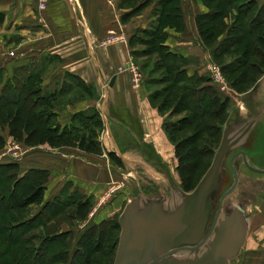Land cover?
I'll return each instance as SVG.
<instances>
[{
  "label": "rangeland",
  "instance_id": "obj_1",
  "mask_svg": "<svg viewBox=\"0 0 264 264\" xmlns=\"http://www.w3.org/2000/svg\"><path fill=\"white\" fill-rule=\"evenodd\" d=\"M142 1H145V5L151 4L152 7H156L157 5V0H131L129 2L123 1V4L126 8H133L136 3ZM219 1L223 2V0ZM242 2H244V0L232 2L233 8L227 4L221 5L222 9H224L226 13L224 17H221L222 22L226 24V30H223L221 28V32L224 34L221 35L220 38H218L219 40L217 39L215 44H211L212 46L215 45L214 49L217 47L218 43L222 41V38H225L227 33H229V29L231 30L232 28H235L232 27L234 26L233 24L235 19H238L239 16L241 17V15H239L238 13V10L236 9V5ZM157 16L158 15L156 14V17ZM250 17H252V15L249 17H245L244 21L238 19V22L241 24H245L246 20L248 21V18ZM221 18L218 19V23L220 22ZM178 23L179 27L176 28L178 30L183 29V23L181 24L180 20ZM262 24H264V21L261 22V25ZM241 28L242 29L240 32L245 33L248 31L246 25H241ZM219 32L220 30L216 31V33ZM8 36L10 37V39H7L6 33L2 34L0 32V68L3 69L2 76H0V92L4 86L5 80L9 79L13 74L17 73L16 34L15 32H13ZM138 40L139 37L137 40L131 41L132 45L140 49L145 48L143 45L137 44ZM252 42V37H249V40L243 42L240 46L232 47V51L230 53L217 58H215L214 56L212 57L210 62L213 61L219 66L224 67L223 64L230 62L235 58V56L238 55L236 51L241 50L247 46L250 51H252V49H255V46L250 45V43ZM258 56L259 55L252 56L250 61L253 62L252 64L260 63L264 67V60L261 62ZM160 58V55L154 52L148 55L134 56L133 62L139 66L144 75L165 79L167 78V76L169 77L170 74L168 75V73L165 72V69L160 66L162 62ZM173 62H176V59ZM177 62L182 61L178 59ZM4 64H9V66L13 68L12 73L6 72L4 68L1 67ZM38 66L39 64L34 61L28 66V71L38 70ZM240 70H244L242 76L244 80L243 82H241L242 79H238V81H236L234 85L232 84L233 80L237 76L241 77L239 74ZM53 73L54 72L50 70L48 72L43 70V72H41L40 75L36 77L35 82L39 81L40 83L42 82L44 84L45 81L53 78ZM19 74H21L20 76L22 77L25 76V73L23 72ZM224 77H226L227 83L230 87L229 94H223L224 96L228 95L229 97L228 108L225 114L221 116L219 115V118H214V115L211 116L207 114L205 118L200 120L197 119V124L195 123L197 126L188 125V123L184 122L182 126H185V128L183 130L180 131L179 129V131L173 132H170V130L166 126L167 124L174 123L182 117H193L195 115L191 114L192 112H190L189 110L182 109V106L185 105H182L181 101H179V95L181 94L177 90L168 89L166 87L168 85L167 83L152 82V88L154 90L153 92L158 90L163 91V93L160 97H158L157 100H151L153 105L156 106L157 104H161L163 100L166 101L167 98L164 97L167 95L170 97L169 103L167 105L162 104L161 111L158 109L161 116L163 117V129L166 132L170 143L173 144L174 142H176V140H179L181 138L193 139L192 136L195 134V132L196 134H199L197 142H195L194 144H189L190 147L195 148V150L198 152V160L195 163V174L193 173L194 176L192 178V186L194 188L188 192H192L195 189V187L199 184V182L202 180L203 176L211 166L214 159V152L216 153L218 150L221 136L224 134L223 131L227 127L228 123L231 121H237L242 110L244 112H248L249 115L253 116L260 111L258 106L254 107V99L256 95V93L254 92L255 89L258 90V80L262 79L264 77V74L262 75L260 71H258L256 68H253V65H251V67L245 68L244 66H242L241 69L233 72L226 71ZM38 78H40V80H38ZM63 78L71 79L70 76H63ZM254 78L255 80L253 81ZM257 81L258 83L255 85ZM73 85L75 86L72 89H67L68 84L64 83L62 85V88L65 89L66 93L61 94L57 99L55 103V110L64 111V114L65 111L71 109L75 105V103L82 100H91L94 97L84 84H78L76 81H73ZM4 91L5 94L11 96V94H13L12 92H14V89L9 88L7 90L5 89ZM20 91L22 90L20 89ZM184 102L187 103V99H184ZM43 109H46V107ZM195 117L198 118V116ZM99 118L100 117H97L90 121L91 127H89V132H91L92 130H96L97 137L100 139L103 146V153L101 155L87 153L76 147L52 148L47 144L31 147L10 138L7 132L0 130L4 135H6L7 138L5 146L3 148H0V161L10 159L13 161H17L18 164H28V160L35 159V161L38 164H41V166H47L44 171L32 174H35L33 175L34 178H38L45 183L46 189L44 191V202L51 200L54 201V203L48 210H46V212L41 214V219H38L30 224V226L33 225L32 227L25 226L20 231L21 238H23L24 234H27L29 236L36 234L41 238L46 236L49 237L54 234L58 236V238H56L57 236L55 237L56 239L54 241L49 242L50 246L47 252L45 248L42 249L43 259L41 261V264H113L115 261L118 239L121 232L120 227L117 225V221L123 208L127 204V200L141 194H145L151 197H159L164 193H166L168 197L171 194L177 196V189L182 187V179L178 169L179 164L175 154V149L174 151H171L170 155H165L164 157L162 154L156 153V151L152 153L148 146L147 148L144 147V144L140 142L141 137H123L121 138V140L125 145L124 147H126L127 149H132L134 151L136 150L139 153L138 156H140L139 158L141 160L139 162L131 164H118L109 155L112 146H110V140L108 139V137L106 138L104 121H101V119ZM96 119H98L97 122H95ZM72 120V118L64 119V117L55 118V116L52 114L49 117V121L44 125L53 126L55 124H58L60 126H64L66 123L70 124ZM212 124H216V126L218 125L219 128L215 127ZM260 125L261 126L259 127L258 125L257 127L255 126L257 129V131L255 130V132H258L261 129L259 131L261 137H258L257 134L253 138V141L255 143H253V145L250 143L245 149L250 151L251 157L256 158V162L251 165L259 169H264V164H261L258 158V155L260 156L262 154V149L264 150V124L262 123ZM232 151H228L222 162V177L218 191L214 193L215 196L213 194L214 208L206 230H208L211 225L214 216V210L218 206L221 194L223 193L224 189L229 186L234 178L233 170L232 168L230 169L231 166L229 167V160ZM100 160L104 162V164L102 165L107 172L105 184L99 190L98 186H96L95 188L91 184L89 185V189L87 190L80 185L79 165L81 167L89 166V172L92 173L93 171L91 168H97V165L94 163ZM78 162H82V164H75ZM84 162L90 164H83ZM234 165L238 172V183L235 191L229 195L226 203L223 206L222 216H224L223 214L230 213L234 203L242 205L245 199L248 198V196H253L251 194L257 195L254 191H249V193L243 191L244 188L247 189V178L264 177V175L253 172L252 170L247 168L244 160L241 157L236 160ZM15 169L16 168H12L11 170H9L11 173L16 174ZM9 170L5 169V172H9ZM157 175H164L166 177V187L163 183L161 184V181H158L156 179ZM31 176L32 175H30V177ZM89 180H91V178H89ZM28 181V179H25L21 183V186H19L17 190L19 194L23 192L24 187ZM0 184V189H5V186L1 182V179ZM171 191H173L174 193H172ZM210 198L212 197L209 196V199ZM84 200H87L89 203H91V208L87 216L85 218H81L75 210L77 209L78 202ZM6 203H8V205L15 204L16 201L7 200ZM6 203L1 202L0 199V207H3L0 208V211L10 210L9 207L11 206L6 205ZM41 209L42 204H33L22 211L20 210V208L13 209L14 211L12 213H15V216L18 218H26L32 214L37 213ZM2 223L3 222L0 220V241L4 242V246H8L9 244H7V242L5 241L6 238L4 235L7 234L11 237L13 231L8 232V230H6L5 228L3 229L2 225L4 224ZM90 229L92 231H90ZM61 233H63V236H59ZM90 233H92L93 235L94 242L91 246L90 253L86 254L83 253V241L85 239L86 241L89 240L87 238L90 237ZM41 238L32 240L30 245H34L35 247L39 246ZM24 247V243H16L14 244V246L11 245V254L14 253L12 257V263H15L17 261L16 258H18L19 255L24 252ZM3 258L5 257L0 254V264H3ZM24 261L26 262V257Z\"/></svg>",
  "mask_w": 264,
  "mask_h": 264
},
{
  "label": "crops",
  "instance_id": "obj_2",
  "mask_svg": "<svg viewBox=\"0 0 264 264\" xmlns=\"http://www.w3.org/2000/svg\"><path fill=\"white\" fill-rule=\"evenodd\" d=\"M123 1L128 2L50 0L48 7L40 10L37 0H0V32L6 33L7 39H10L8 35L11 33L16 34L17 69L22 68L26 72L30 63L36 61L44 71L54 72L53 78L44 82L46 90H60L64 83L68 84L67 89H72L75 86L73 81L85 85L94 97L75 103L64 114V111L56 110L58 118H71L79 111L97 108L105 124L106 138L108 137L112 146L109 150L120 157L122 164H131L141 159L136 150L124 147L121 140L123 137H141L140 142L144 147L148 146L152 153L156 151L164 157L174 151L175 145L168 140L163 129V117L158 107L151 102L150 96L154 91L151 79L154 76L144 75L143 85L135 88L131 84L130 73L125 69L134 60L136 55L133 52L138 48L129 40L141 30L155 25V7L151 4L143 5L140 11L132 13L141 2L136 3L133 8H126ZM256 1L260 5L264 3V0ZM181 7L185 17L183 29L166 27L164 30L167 37L164 43L188 60L189 74L202 75L207 72L205 65L214 57L215 45L203 42L195 18L212 10L204 0H181ZM116 32H123L128 38L127 43L108 47L99 45L103 37ZM1 67L8 73L13 71L9 64ZM63 76H70L71 79ZM254 93V107L258 106L259 113L253 116L242 110L238 120L229 122L224 132L226 140L231 144L229 151L233 150L231 157L237 152L246 154V159L240 154L233 163L241 157L247 168L264 175V172L248 167L247 163L254 164L256 158L251 157L250 151L245 149L250 143H255L253 138L257 134L261 137V129L258 132L255 130L257 131V125L259 127L264 124V77L260 79L258 90L255 89ZM263 151L262 149V154L258 155L261 164H264ZM7 162L13 160L0 161ZM28 162L20 164L22 173L31 168H47L38 164L35 159ZM94 164L97 168H91L92 173L89 172V166L79 165L80 185L87 190L91 184L95 188L98 186V190L105 184L107 172L102 165L104 162L100 160ZM230 164L229 160V167ZM156 179L165 185L164 175H157ZM246 182L247 189L244 188L243 191H254L257 195L251 194L253 196H248L242 205L233 204V209H239L244 214L245 238L238 253L228 264H264V177H250ZM232 183L233 180L227 188ZM234 191L235 189L230 194Z\"/></svg>",
  "mask_w": 264,
  "mask_h": 264
},
{
  "label": "trees",
  "instance_id": "obj_3",
  "mask_svg": "<svg viewBox=\"0 0 264 264\" xmlns=\"http://www.w3.org/2000/svg\"><path fill=\"white\" fill-rule=\"evenodd\" d=\"M126 1L129 2L131 0ZM204 1L210 6L212 11L208 14H200L196 16L195 23L203 42L211 45L215 44L217 39L224 34L221 32V28L226 30V24L222 22L221 18L224 17L226 13L225 10L222 9L221 5L227 4L233 8L232 2H236L238 0H223V2L219 0ZM143 5H145V1L139 3V5H137L138 9L133 10L132 13L138 12L140 7ZM236 9L238 10L239 15H241L238 19L244 21L245 17H249L251 15L252 17L248 18L249 22L246 20L245 24H241L238 22V19H235L233 24L234 26H232L235 28H232V31L229 29V33H227L225 38L223 37L222 41L218 43L217 47L214 49V56L217 58L230 53L232 51V47L240 46L243 42L249 40V37H252L253 42L250 43V45L255 46V49L250 51L247 46L241 50H235L238 55L230 62L223 64L224 67L221 66V68L225 74L226 71L233 72L241 69L242 66L245 68L253 65V68H256L263 75L264 67L262 64H252L253 62H251L250 59L254 55H259L258 58L261 62L264 60V24L261 25V22L264 21V3L260 5L256 0H244V2L236 5ZM154 10L158 14L155 25H153L150 29L141 30L138 32L140 34L132 36L129 40L131 43V41L137 40L139 37L137 44L145 47L143 49L136 48L133 53L136 56L148 55L154 52L158 53L162 61L160 66L165 69V72L168 73V75H170L165 79L155 77L152 78L151 81L155 83H167L168 85L166 87L168 89L177 90L181 94L179 95V101H181L182 105H185H181L182 109L189 110L192 112L191 114L198 116V118L195 116L182 117L174 123L167 124V128L170 132L179 131V129L181 131L185 128V126H182L184 122L188 123V125H196L197 119H203L207 114L211 116L214 115V118H219V115L221 116L225 114L228 108V95L224 96V93L220 92L217 87L211 83V78L207 73L202 75H199L198 73L189 74L187 69L188 60L178 53L173 52V50H171V48L164 43L167 37L164 29L166 27L178 28L179 20L181 24H184L185 22V17L183 16V10L181 7V0H157V5ZM220 18L221 20L218 23L217 21ZM241 25H246L248 31L245 33L240 32L242 29ZM218 30H220V32L216 33ZM175 59L176 62H173ZM178 59L182 62H177ZM24 70L25 69L22 68L17 69V73L5 80L4 86L1 89L0 130L7 132L10 138L31 147L45 144L52 148L76 147L87 153L101 155L103 153V146L101 144L102 142L97 137L96 130L89 132V127H91L90 121L92 119L100 117L99 119L103 121L100 111L97 108H90L85 111L82 110L72 115L71 118L73 120L70 124H65L64 126H60L58 124L45 126L44 124L49 121V117L52 114L55 118L58 117V113L55 110V103L59 96L66 93V91L62 87L60 90L45 91L44 84L42 82H35L36 77L43 72L42 68L39 67L38 70H27L26 72ZM243 71L244 70H240L239 72L241 77L243 76ZM22 72L25 73V76L23 77L19 74ZM2 73L3 69L0 68V76H2ZM241 77L237 76L233 80L232 84L235 85V82L238 81V79H242L241 82H243L244 78ZM38 80H40V78H38ZM254 80L255 78L253 81ZM8 87L14 89L11 96L5 94L4 90L9 89ZM20 89L22 91H20ZM162 93L163 91L159 90L152 92L150 96L151 100H157ZM164 98H167V100H163L161 104L156 105L160 111L162 109V104L167 105L169 103L170 97L167 95ZM184 99H187V103L184 102ZM45 107L46 109H43ZM97 120L98 119H96L95 122H97ZM212 125L218 127L216 124ZM1 131L0 148H3L6 144L7 138ZM192 137L193 139L181 138L174 142L175 154L179 164L178 169L182 179L181 189L185 192L191 191L194 188L192 186V178L195 174V163L198 160V152L195 148L190 147L189 144L197 142L199 134H196L195 132ZM215 154L216 153L214 152V156ZM109 155L116 163L122 164L120 157H118L114 152L110 151ZM12 168H16V174L10 172ZM5 169L10 170L9 172H5ZM42 171H44V169L31 168L25 173H22L20 164H18L17 161L0 163V179L5 186V189H0L1 202L6 203L7 200L16 201L15 204L8 205L10 201L6 203V205L11 206L9 207L10 210L0 211V220L3 222L2 224H4L2 225L3 229L5 228L8 232L13 231L11 237L7 234L4 235L6 238L5 241L9 244L8 246H4V242L0 241V254L5 257L3 258V264H41L43 259L42 249L45 248L47 252L50 246L49 242L58 238L56 234L43 238L37 236L36 234H33L32 236L24 234L23 238L20 237L21 229L25 226H30L32 222L41 219V214L46 212V210H48L54 203V201L51 200L44 202V191L46 189L45 183L38 178H34L33 175L35 174H32ZM30 175L32 176L30 177ZM25 179H28L29 181L26 183L23 192L19 194L17 190ZM33 204H42V209L26 218H18L15 216V213H12L14 211L13 209L20 208L22 211ZM90 208L91 203L84 200L78 202L77 209L75 211L79 217L85 218ZM117 225L121 229L119 221H117ZM90 231L92 230L90 229ZM90 234V237L87 238L89 240L86 241L85 239L83 241V253L86 254L90 253L91 246L94 242L93 235L92 233ZM59 236H63V233ZM39 238H41L39 246L35 247L34 245H30L32 240H37ZM16 243H24L25 247L24 252L16 258L17 261L12 263L14 253L11 254L10 247L11 245L14 246ZM25 257L26 262L24 261Z\"/></svg>",
  "mask_w": 264,
  "mask_h": 264
},
{
  "label": "water",
  "instance_id": "obj_4",
  "mask_svg": "<svg viewBox=\"0 0 264 264\" xmlns=\"http://www.w3.org/2000/svg\"><path fill=\"white\" fill-rule=\"evenodd\" d=\"M225 134L211 166L192 192L178 188L177 196L141 194L127 202L118 219L121 232L113 264H228L238 253L245 238L244 214L233 208L224 216L221 212L238 183L233 161L240 154L246 159L244 152L230 158L233 183L219 198L206 230L214 208L209 196L219 189L222 162L231 149Z\"/></svg>",
  "mask_w": 264,
  "mask_h": 264
},
{
  "label": "built area",
  "instance_id": "obj_5",
  "mask_svg": "<svg viewBox=\"0 0 264 264\" xmlns=\"http://www.w3.org/2000/svg\"><path fill=\"white\" fill-rule=\"evenodd\" d=\"M37 1H38V8L40 10H45L48 7L50 0H37ZM127 41L128 38L123 32H116L103 37L99 41V45L102 47H107L110 44L126 43ZM205 67L207 70L206 73L211 78V83L215 85L220 92L224 94H229L230 87L227 83L226 78L224 77L221 66H219L218 64L212 61V62H208L205 65ZM125 69L128 70L131 75V84L133 87L136 88L143 85L145 77L137 64H135L133 61H130Z\"/></svg>",
  "mask_w": 264,
  "mask_h": 264
},
{
  "label": "flooded vegetation",
  "instance_id": "obj_6",
  "mask_svg": "<svg viewBox=\"0 0 264 264\" xmlns=\"http://www.w3.org/2000/svg\"><path fill=\"white\" fill-rule=\"evenodd\" d=\"M259 81H260V80H259ZM226 189H227V188H225L224 191H225ZM224 191H223V192H224ZM213 194H214V193H213ZM213 194L210 195V196L212 197V198H211V201H213ZM222 194H223V193H222ZM214 196H215V194H214ZM220 197H221V196H220ZM213 203H214V201H213ZM217 207H218V206H217ZM217 207H216V209H217ZM216 209L214 210V214H215ZM211 215H212V214H211ZM211 215H210V216H211ZM223 215H224V214H223ZM213 217H214V216H213ZM211 223H212V222H211Z\"/></svg>",
  "mask_w": 264,
  "mask_h": 264
},
{
  "label": "bare ground",
  "instance_id": "obj_7",
  "mask_svg": "<svg viewBox=\"0 0 264 264\" xmlns=\"http://www.w3.org/2000/svg\"><path fill=\"white\" fill-rule=\"evenodd\" d=\"M257 169H259V168H257ZM227 198H228V196L226 197L224 204L226 203ZM224 204H223V206H224ZM221 213H222V212H221ZM214 234H215V233H214ZM214 234H213V236H214ZM213 236H212V237H213ZM210 239H211V238H210ZM208 241H209V240H208Z\"/></svg>",
  "mask_w": 264,
  "mask_h": 264
}]
</instances>
